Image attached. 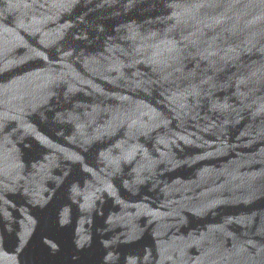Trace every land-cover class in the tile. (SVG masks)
Segmentation results:
<instances>
[{
    "label": "water",
    "instance_id": "95a60500",
    "mask_svg": "<svg viewBox=\"0 0 264 264\" xmlns=\"http://www.w3.org/2000/svg\"><path fill=\"white\" fill-rule=\"evenodd\" d=\"M0 264H264V0H0Z\"/></svg>",
    "mask_w": 264,
    "mask_h": 264
}]
</instances>
